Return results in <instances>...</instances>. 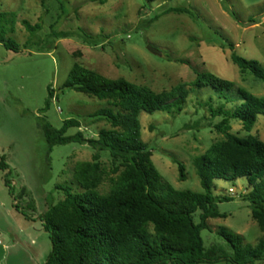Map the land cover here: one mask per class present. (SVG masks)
I'll return each mask as SVG.
<instances>
[{
	"label": "rangeland",
	"instance_id": "obj_1",
	"mask_svg": "<svg viewBox=\"0 0 264 264\" xmlns=\"http://www.w3.org/2000/svg\"><path fill=\"white\" fill-rule=\"evenodd\" d=\"M263 4L264 0H0V37L17 44L12 50L0 41V157L7 167L0 169V264H44L51 243L43 216L64 198L66 188L82 190L73 167L78 161L91 160L93 149L87 143L57 144L48 153L42 121L59 128L65 119H78L81 126L68 128L66 135L80 131L84 138H95L99 129L109 127L105 120L89 117L106 106L105 100L61 87L73 63L155 92L189 83L201 71L232 80L233 89L221 97L209 86L186 85L188 96L178 114H138L141 139L162 178L176 189L202 192L192 160L223 138L212 125L207 126L222 116L210 118L204 102L212 96L213 106L232 110L238 103L236 87L264 95V80L248 70L241 72L230 59L234 51L264 67ZM168 8L184 11L166 12ZM22 20L39 23L40 28L31 33ZM148 46L160 54L151 53ZM48 89L53 96L43 109ZM230 123L231 133L256 134L264 141V115L257 116L251 131L244 130L238 119ZM99 160L103 175L97 190L106 193L116 174L111 172L107 152H101ZM177 161L184 165L183 180L178 177ZM213 184V195L231 199L217 202L225 217L208 218V227L200 231L204 248L215 245L231 253L217 232L221 227L241 235L243 244L254 246L261 231L244 198L250 188L246 178L214 179ZM194 221H199V211ZM252 264H264V260Z\"/></svg>",
	"mask_w": 264,
	"mask_h": 264
},
{
	"label": "trees",
	"instance_id": "obj_2",
	"mask_svg": "<svg viewBox=\"0 0 264 264\" xmlns=\"http://www.w3.org/2000/svg\"><path fill=\"white\" fill-rule=\"evenodd\" d=\"M172 10L184 11L168 8L166 12ZM22 23L31 33L40 28L39 23L30 24L27 20ZM0 41L8 49L17 48L12 39L0 37ZM230 59L241 72L248 70L257 79L264 80V67L258 61L234 51L230 53ZM188 84L196 88L209 86L219 97L234 87L232 80L201 71L196 72L189 83L155 92L146 85L123 77L110 78L73 63L61 87L105 100L106 106L96 109L89 117L92 121L105 120L109 127L99 129L95 138H84L80 131L66 135L68 128L81 126L78 119H65L59 128L42 121L41 131L48 153L54 145L69 142L87 143L93 149L91 160L78 161L73 167L74 179L82 190L72 192L66 188L64 198L43 216V228L51 243L44 264H200L217 261L252 264L264 260V141L256 134L237 136L230 132L231 119H238L244 130H252L257 116L264 115V95L257 96L236 87L233 93L238 103L232 110H226L223 105L213 106L212 96L204 102L210 118L222 116L207 126L212 125L223 138L193 158L202 187V192H196L176 189L162 178L151 160V150L141 139L138 119L141 111L180 113L188 96ZM52 96L48 89L43 109L49 106ZM195 125L200 127L198 122ZM101 152L108 153L111 172L116 174L110 178L112 185L106 193L97 190L103 175L99 160ZM177 163L178 177L183 180L184 165L180 161ZM0 169H7L2 157ZM239 177H245L250 185L244 198L249 201L250 215L261 236L251 246L242 243L241 235L221 227L217 232L226 240L231 253L215 245L205 249L200 231L208 227V218L225 217L218 211L217 202L231 199L213 195V180ZM3 181L13 197L11 185L5 178ZM13 206L18 208L17 203ZM197 211L199 221L195 222Z\"/></svg>",
	"mask_w": 264,
	"mask_h": 264
},
{
	"label": "water",
	"instance_id": "obj_3",
	"mask_svg": "<svg viewBox=\"0 0 264 264\" xmlns=\"http://www.w3.org/2000/svg\"><path fill=\"white\" fill-rule=\"evenodd\" d=\"M147 48L153 54H157V55L160 54V51L158 49H156V48H153V47H150V46H148Z\"/></svg>",
	"mask_w": 264,
	"mask_h": 264
},
{
	"label": "built area",
	"instance_id": "obj_4",
	"mask_svg": "<svg viewBox=\"0 0 264 264\" xmlns=\"http://www.w3.org/2000/svg\"><path fill=\"white\" fill-rule=\"evenodd\" d=\"M228 192H229V193H232V192H233V189H232V188H229V189H228Z\"/></svg>",
	"mask_w": 264,
	"mask_h": 264
},
{
	"label": "crops",
	"instance_id": "obj_5",
	"mask_svg": "<svg viewBox=\"0 0 264 264\" xmlns=\"http://www.w3.org/2000/svg\"><path fill=\"white\" fill-rule=\"evenodd\" d=\"M13 205H14V202L12 203V206H13ZM0 231H3V230L0 229ZM9 239H10V238H9ZM10 242H12V241H10Z\"/></svg>",
	"mask_w": 264,
	"mask_h": 264
}]
</instances>
